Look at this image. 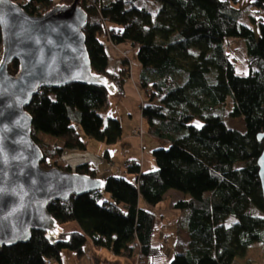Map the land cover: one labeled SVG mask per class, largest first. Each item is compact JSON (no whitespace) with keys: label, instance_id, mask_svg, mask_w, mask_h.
<instances>
[{"label":"trees","instance_id":"trees-1","mask_svg":"<svg viewBox=\"0 0 264 264\" xmlns=\"http://www.w3.org/2000/svg\"><path fill=\"white\" fill-rule=\"evenodd\" d=\"M139 1L79 4L88 15L83 32L92 72L112 81L118 96L130 78V63L123 58L120 71L109 72L103 38L109 35L115 46L131 45L137 51L143 121L161 142L153 152L156 170L142 171L135 160L124 168L133 181L108 177L103 190L51 203L48 212L60 226V235L50 238L45 231H33L30 242L1 248L0 264H48L53 259L62 264L64 249L83 258L89 240L117 256L133 258L134 264L136 251L138 264H161L163 249L154 244L158 217L141 206L140 199L157 206L170 190L185 195L173 208L183 214L180 223L190 235L188 248L175 252L170 264H232L251 245L264 243L257 165L264 151V141L258 139L264 132V0L251 2L255 13L250 20L258 26V35L242 23V0H153L159 7L155 18L148 8L136 6ZM57 4L27 0L19 5L31 16H42ZM239 40L245 47L247 75L236 69L239 59L231 43ZM19 66L13 61L9 73L17 75ZM230 96V116L243 117V133L230 128L221 113ZM110 98L104 87L79 82L44 88L33 97L27 110L34 121L33 140L44 153L42 168L97 177L91 163L72 169L59 158L65 149L87 147L75 123L90 140L108 145L121 140L120 121L107 116ZM195 120L202 126L194 125ZM48 134L58 143L45 142L42 136ZM104 192L110 198L105 199ZM73 222L82 231L62 228Z\"/></svg>","mask_w":264,"mask_h":264},{"label":"water","instance_id":"water-1","mask_svg":"<svg viewBox=\"0 0 264 264\" xmlns=\"http://www.w3.org/2000/svg\"><path fill=\"white\" fill-rule=\"evenodd\" d=\"M80 1L31 16L17 2L0 0V249L30 242L33 231L58 237L61 229L48 206L106 185L86 174L42 168L44 153L33 140L34 121L27 110L42 89L70 83L116 93L112 81L92 72L83 32L88 15ZM13 61L20 64L17 75L9 73ZM258 139L264 141V132ZM261 155L257 165L264 198V151Z\"/></svg>","mask_w":264,"mask_h":264},{"label":"crops","instance_id":"crops-1","mask_svg":"<svg viewBox=\"0 0 264 264\" xmlns=\"http://www.w3.org/2000/svg\"><path fill=\"white\" fill-rule=\"evenodd\" d=\"M27 0H24L25 3ZM103 42L106 44V52L108 53V70L112 73H118L121 69L122 63L121 60L126 58L130 63V78L124 84V92L121 96L113 94L118 97H111L110 98V110L108 112V117L116 118L120 121L121 126L123 128V135L119 142H117L114 146L118 147V151L110 150L111 146L104 144L106 146L103 147L102 145H96L94 141L89 140L88 138H83L84 141L87 143V147L85 150H76V149H65L62 155L59 158V163L63 166H70L74 169L76 166L81 165V163L89 162L92 164L97 178L102 179L108 173L111 174V177H122L126 178L129 181L134 180V176L132 179L124 177L123 172L124 164L128 161H137L141 164L142 171H155L156 170V162L153 159V152L157 149H154L152 153L147 152L145 149V145L147 143L146 138L148 139V143H155L161 142L151 136L148 133L147 124L143 121V116L141 113V107L143 102V95H141L139 90V79H140V71L141 66L140 63L137 61V51L131 45H120L115 46L113 43L107 42L105 38H103ZM146 128L147 133L145 135H139L138 130L140 127ZM56 142V141H55ZM93 147L96 148V154L92 158L88 157L89 149ZM105 148V153L101 149ZM161 147V146H160ZM159 148V147H157ZM72 152V153H70ZM70 153V156H67ZM92 153V152H91ZM73 154H75L73 156ZM92 155V154H91ZM87 156V157H85ZM112 162L113 167L111 171H108V163ZM166 197L171 198V202L174 204L175 201H179L185 197L183 193H179L174 190H170ZM142 199H140L141 203ZM144 202V201H143ZM172 204V207H173ZM141 206L146 207V205L141 203ZM178 227H177V234H178V242L175 244V251L176 252H183L189 246V237L190 235L186 231L183 225H181L180 221L183 218V214L178 212ZM66 225H70L74 227L75 230L73 231H82L81 227L75 222L68 223ZM66 231V230H65ZM73 231H66V232H73ZM85 255L83 258H78L75 252L70 250H63L62 253V264H95L91 258L88 257L90 253H98L99 255L103 252L106 259H111V264H119L117 263L119 258H121V264H128V262L124 261L125 258H130L133 264V258L127 257L124 255H115L110 249H105L106 251H102V248L95 246L91 240H89L85 245ZM122 256V257H121ZM99 259V258H98ZM99 263L97 264H104L101 260H98Z\"/></svg>","mask_w":264,"mask_h":264},{"label":"rangeland","instance_id":"rangeland-1","mask_svg":"<svg viewBox=\"0 0 264 264\" xmlns=\"http://www.w3.org/2000/svg\"><path fill=\"white\" fill-rule=\"evenodd\" d=\"M24 0H16L17 3H23ZM252 0H242L241 1V9L243 10V12L245 13L244 19L242 20V23L244 25L250 26L254 29V31L256 32V34L258 35V26L255 25L251 20H250V14H254L255 13V9L252 6ZM136 6L138 7H145L148 8L150 10V12L153 13V17L155 18L157 12H158V5L153 1V0H143V1H139L138 3H136ZM231 47L234 50V54H236V57L239 59V63L236 65V69H237V73L240 75H247L249 73L248 68H246L245 63H246V58H245V47L242 41H233L231 43ZM2 54V53H1ZM1 56V55H0ZM130 68V67H129ZM131 75V73H130ZM111 97H118L115 95H111ZM233 104L234 101H232V97L230 96L227 99V104L226 107L223 111H221L225 122L227 123V125L230 128H235L237 129L239 132L243 133L246 129V124L244 123V119L242 118H233L230 116L231 110L233 108ZM194 125H196L197 127L202 126V121L201 120H195L193 122ZM74 126L76 127L77 130H79V132H81V135L83 138H87L84 131L81 129V127L75 123ZM144 130H146V128H144ZM147 133V131H146ZM146 136V135H145ZM42 138H44L45 142H50V143H58L56 140V138H54L51 135H43ZM146 138V145H145V149L147 150V152L152 153V151H154V149H157V147H160L161 144L159 142H155V143H148V139ZM90 140V139H89ZM56 141V142H55ZM94 141V143H96V145H102L103 147L106 146L104 144V142H98L96 140H92ZM116 143H114L111 146L110 150H116L119 152L118 147L114 146ZM108 145V144H107ZM102 147V151L103 154L105 153V148ZM97 148V147H96ZM96 148L91 147L89 149V153H88V157L92 158L93 156H95V150H97ZM92 152V153H91ZM72 153V152H70ZM70 153H67V156H70ZM92 154V155H91ZM75 154H73L74 156ZM76 156V155H75ZM87 157V156H85ZM108 168V167H107ZM109 169V168H108ZM111 171V169H109ZM123 176L127 177L129 179L133 178V175L129 173V171H127L125 169V171L123 172ZM108 177H111V174L108 173L107 175H105L104 177H102L103 179H107ZM100 179V178H99ZM105 199L110 198V195L105 193ZM171 198L166 197L164 198V200H162L157 206H152L150 204H147L145 202H143V200L141 201V203L144 205H146L147 210L149 209L150 211H152L153 213H156L157 217H158V221H157V229L155 231V237H154V244L155 246L158 247H162L163 249V259H161L160 263L161 264H170V262L172 261L174 254H175V244L178 242V234H177V227L178 225V215H176L177 210H175L172 207V202H171ZM231 223L234 222V219L230 220ZM76 223V222H75ZM62 228H64L66 231H73L75 230L74 227L70 226V225H62ZM169 237L170 241L169 242H165V238ZM102 251H106L105 248H102ZM136 255H139V252L136 251ZM89 258H91V260L94 261L95 264L99 263L98 260H101L102 262H104V264H111L112 262H114V260L112 261L111 259H106V257L104 256V253L102 252L100 255L96 252V253H90L88 255ZM122 257V256H121ZM137 257V256H135ZM99 258V259H98ZM126 261L128 262V264H132V261L130 260V258H125L123 257ZM137 260V259H136ZM121 258H119L118 262L119 264H121ZM115 263V262H114ZM113 263V264H114ZM134 264V262H133ZM232 264H264V243L262 242H258L255 243L253 245H251L246 254L245 255H238L237 258L234 260V262Z\"/></svg>","mask_w":264,"mask_h":264},{"label":"built area","instance_id":"built-area-1","mask_svg":"<svg viewBox=\"0 0 264 264\" xmlns=\"http://www.w3.org/2000/svg\"><path fill=\"white\" fill-rule=\"evenodd\" d=\"M54 1H56L58 4H62V5H64V4H66L65 3V0H54ZM108 42L109 43H112L111 41H110V36L108 35ZM2 50H3V48H2V46H0V55H1V53H2ZM1 56H0V61H1ZM130 69V68H129ZM145 133H146V130H144V127H140L139 128V130H138V134L139 135H145ZM132 165H134V162L133 161H128V162H126L125 163V165H124V168H129V167H131ZM112 167V163H109L108 164V168L110 169ZM109 169H108V171H109ZM166 241H168V240H166ZM137 257V260L139 261L140 260V257H139V255H136ZM138 261H137V263L136 264H138ZM48 264H58L54 259L53 260H48Z\"/></svg>","mask_w":264,"mask_h":264}]
</instances>
